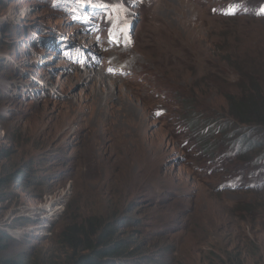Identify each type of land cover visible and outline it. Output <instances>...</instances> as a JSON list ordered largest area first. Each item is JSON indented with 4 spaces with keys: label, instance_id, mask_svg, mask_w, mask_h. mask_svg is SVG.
<instances>
[{
    "label": "rangeland",
    "instance_id": "rangeland-1",
    "mask_svg": "<svg viewBox=\"0 0 264 264\" xmlns=\"http://www.w3.org/2000/svg\"><path fill=\"white\" fill-rule=\"evenodd\" d=\"M263 98L264 0H0V260L264 264Z\"/></svg>",
    "mask_w": 264,
    "mask_h": 264
},
{
    "label": "trees",
    "instance_id": "trees-1",
    "mask_svg": "<svg viewBox=\"0 0 264 264\" xmlns=\"http://www.w3.org/2000/svg\"><path fill=\"white\" fill-rule=\"evenodd\" d=\"M234 104V103H233ZM237 109L236 116L239 117L242 123H254L258 125V127L261 129H264V98L260 101L256 100H248L247 103H239ZM243 106V107H242ZM244 109L246 111H244ZM193 125H196V121L192 123ZM248 137H243L241 142L239 143V146H241L244 143H246V140ZM124 247V245H118L117 250L119 251ZM114 253V252H111ZM109 253V254H111ZM108 254V253H107ZM108 254V255H109ZM111 258V257H109ZM0 264H22L20 261H16L14 259H1ZM80 264H101L100 261H96L95 258H91L89 260L83 261Z\"/></svg>",
    "mask_w": 264,
    "mask_h": 264
},
{
    "label": "bare ground",
    "instance_id": "bare-ground-1",
    "mask_svg": "<svg viewBox=\"0 0 264 264\" xmlns=\"http://www.w3.org/2000/svg\"><path fill=\"white\" fill-rule=\"evenodd\" d=\"M101 84H106L105 80L101 81ZM107 85V84H106ZM140 115V114H139ZM147 125V121H145V119L142 121L141 125L139 127L136 128L133 136L135 137V139L133 140V145L136 146V150L135 152V160L140 161V160H147V159H151L152 155H154L155 157H157L160 154V146H158L159 150H156V152L154 153V150L149 149L147 146V135H146V131H145V126ZM126 146H130L131 144L130 142H126Z\"/></svg>",
    "mask_w": 264,
    "mask_h": 264
}]
</instances>
